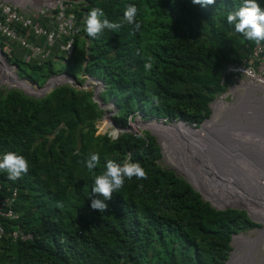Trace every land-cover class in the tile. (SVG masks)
<instances>
[{
    "label": "trees",
    "instance_id": "16d2710c",
    "mask_svg": "<svg viewBox=\"0 0 264 264\" xmlns=\"http://www.w3.org/2000/svg\"><path fill=\"white\" fill-rule=\"evenodd\" d=\"M257 2L264 8V0ZM242 3L216 0L201 6L192 0H81L72 8L80 30L74 35L70 59L53 51L46 59L23 62L15 45L4 54L15 65L18 78L38 86L61 72L77 83L83 75L101 79L99 97L103 103L113 102L116 112L111 119L118 127L127 126L136 113L144 119L182 120L197 127L208 117L214 96L232 83L230 74L221 76V69L248 58L255 44L226 19ZM130 4L138 9L139 30L124 20L123 12ZM94 7L103 9L104 18L120 23L121 28L89 37L84 21ZM4 45L0 37V49ZM147 57L153 65L148 72L143 68ZM55 58L62 59L61 68L54 67ZM4 73L12 71L6 68ZM91 96L90 90L68 83L40 97L16 87H0V152L23 155L29 165L16 181L9 180L4 170L0 178L16 187V224L32 235L16 241L1 237L0 264H223L230 238L258 224L243 210L214 209L181 176L161 167L157 163L160 147L148 131H119L114 137L101 129L106 134L96 135L94 122L101 110ZM243 100L248 108V98L240 95L229 104L214 103V113L202 128L214 136L229 132L237 148L221 145L233 153L241 147L242 122L235 115L241 113ZM256 103H261L258 98ZM219 105L225 106L221 117L216 110ZM257 107L256 122L249 125L260 127L264 105ZM249 143L257 152L254 162L247 161L261 165L264 173V147L254 140ZM165 148L172 160L166 143ZM90 153L100 157L95 175L105 170L106 159L121 163L130 156L141 163L148 178H126L119 193L105 201V212L93 210L94 174L84 163Z\"/></svg>",
    "mask_w": 264,
    "mask_h": 264
},
{
    "label": "built area",
    "instance_id": "2783aa9c",
    "mask_svg": "<svg viewBox=\"0 0 264 264\" xmlns=\"http://www.w3.org/2000/svg\"><path fill=\"white\" fill-rule=\"evenodd\" d=\"M80 1L48 0L44 8L39 6L31 11L17 0H0V37L5 41L0 50L6 53L15 45L21 51L23 62L46 59L53 51L62 59H70L74 52V35L80 30L72 8ZM226 74L231 75L232 87L246 83L264 88V42L255 43L248 58L226 63L221 69V76ZM5 153L0 152V156ZM16 196V187L0 178V238L27 240L32 237L31 233L24 232L16 224L19 219L15 208ZM12 222L15 225L8 227Z\"/></svg>",
    "mask_w": 264,
    "mask_h": 264
},
{
    "label": "bare ground",
    "instance_id": "6f19581e",
    "mask_svg": "<svg viewBox=\"0 0 264 264\" xmlns=\"http://www.w3.org/2000/svg\"><path fill=\"white\" fill-rule=\"evenodd\" d=\"M1 55H0V79L7 81L8 83H15L13 81V73L11 75L5 74L4 71L6 68L11 69L8 67L7 63L3 60H1ZM62 77L58 78H52V81H59L61 80ZM17 82V81H16ZM19 83V82H18ZM22 84L23 87L26 88L27 84L26 83H19ZM33 85H31L32 88ZM243 90L242 91H234L235 95H240L243 96V91H253L256 87H253L252 85H248L246 83L242 84ZM34 87V86H33ZM30 88V89H31ZM262 91V94L258 96L257 98L261 102L260 104L250 105L248 108L245 106V101L243 100L241 104V113L237 111L236 117L238 121L242 122L243 125L256 122L254 121L255 118L257 117V106H260L261 108L264 105V88H259ZM223 102L221 99H217L214 101V103L217 102ZM214 103L212 104V110L215 109ZM226 104V103H225ZM223 107H225L223 105ZM107 111H110L109 109H105ZM104 112V113H105ZM256 117H255V113ZM103 113V114H104ZM213 115V113H212ZM211 115V117H212ZM102 121L104 124H109L111 127L112 132H110L108 129H106L104 126L102 127L98 121V127L100 129H103L108 135L111 136H116L117 133L119 132L118 129L112 124L111 120H108L106 116L102 115ZM260 116L264 117L262 112H260ZM211 117L209 119H211ZM207 119V120H209ZM206 120V121H207ZM259 120V119H258ZM204 121L203 124L206 122ZM260 121V120H259ZM184 124V123H183ZM203 124L199 130H193L187 125H180L178 123H171V124H164L162 122L158 121H140L136 120L134 123V127L137 126L139 128L143 127L145 129L150 130L158 139L159 136L157 132L165 138L164 135L165 133L168 134L169 136H172L173 132H180L186 134L187 138L193 139L195 138L194 134L202 133L203 135L207 134L205 130H203ZM241 124V125H242ZM240 125V127H241ZM242 125V126H243ZM250 128V127H249ZM242 131V129H240ZM157 131V132H156ZM244 131L247 133L246 128ZM260 132L261 135H258L261 137L262 135L264 136V133L261 132V130H253L250 128L248 131L254 132ZM165 132V133H164ZM228 141H230L229 145H234L236 141H234L232 138L230 139V136L226 133ZM247 135V134H245ZM257 135H249V137L246 139V141L239 142L241 146L245 147H250L252 144L249 142H252V138ZM243 136V135H241ZM160 140V139H159ZM191 141V140H190ZM225 143V144H224ZM224 145H228V142L223 139ZM214 146V145H213ZM221 144L218 145V148L220 150H227L225 147L222 146ZM162 148V147H161ZM215 148V146H214ZM228 151V150H227ZM216 149L213 150V152L203 158L199 159L196 157L195 153L191 150H189V158L186 160V166L188 167L187 175H189L187 178L190 180V182L196 186L203 194V197L208 198L214 205L216 206H225V205H238V206H243L246 208L248 214L250 217H252L254 220H256L257 223L260 224L259 227H261V231H264V173L261 171L259 167L256 165L246 162L245 166H242L241 163L235 161L233 158L235 156H239L242 154V152L238 153H229L228 157L226 160L222 159L221 157L216 156ZM213 158V160H212ZM190 160V162H188ZM201 163L202 165H206L207 167L202 168V172H205L209 175V177H206L204 179H201L199 174L197 173V169L199 168L198 163ZM198 166V167H197ZM211 168V169H210ZM200 169V168H199ZM193 179L196 181L198 180H204L202 182V185H195L193 182ZM224 180L227 182V184L223 185L221 182L218 184L219 180ZM207 181L208 185H213V188L210 187H205L202 189V186L205 184ZM207 185V184H205ZM215 190V191H214ZM213 192H216L217 195H214ZM218 194L221 195V200L218 199L220 197ZM263 225V226H262ZM259 229V228H257ZM235 239V237H234ZM232 245L235 247L233 243V239L231 241ZM235 249L236 247L231 251L229 259L227 260L226 264H232L235 259H233V256L235 255ZM241 248H238V253H236L238 256H240ZM254 260H262V258H256L253 254ZM235 264V263H234Z\"/></svg>",
    "mask_w": 264,
    "mask_h": 264
},
{
    "label": "clouds",
    "instance_id": "9594fccd",
    "mask_svg": "<svg viewBox=\"0 0 264 264\" xmlns=\"http://www.w3.org/2000/svg\"><path fill=\"white\" fill-rule=\"evenodd\" d=\"M192 3L207 6L215 4L216 0H192ZM137 12V7L130 4L125 7L123 16L124 20L129 24H135L136 29L139 30L141 25L136 20ZM104 17L105 13L99 7L92 8L86 14L84 22L89 37H97L104 29L115 32L121 28L122 25L120 23L110 22ZM226 19L228 24L234 25L235 31L241 33L247 40L254 41L257 45L264 42V8L261 7L257 0H243V3L239 7L227 14ZM137 55H140L139 51H137ZM152 67L151 57H147L143 68L148 72L152 70ZM152 100L158 103L156 97H152ZM76 154L78 155L79 153ZM84 163L88 171L94 174L91 208L99 210L101 213L105 212L108 208L105 201L110 200L114 192L119 193V190L124 186L126 178L128 180H131L133 177L138 180H146L148 178L147 172L141 163L139 161L133 162L130 156L125 157L121 163L112 159H106L105 170L99 175H95L94 173V170L100 163L99 154L90 153ZM0 170L7 172L9 180L16 181L22 174L28 172L29 165L23 155L9 151L0 156ZM140 186L142 187V185Z\"/></svg>",
    "mask_w": 264,
    "mask_h": 264
},
{
    "label": "rangeland",
    "instance_id": "374dc122",
    "mask_svg": "<svg viewBox=\"0 0 264 264\" xmlns=\"http://www.w3.org/2000/svg\"><path fill=\"white\" fill-rule=\"evenodd\" d=\"M17 2L23 4L24 6L26 5L27 6V9L31 10V11H34L35 9H37V7H45L47 6V3H48V0H17ZM2 51V50H1ZM2 56H6L4 55L3 52H1ZM2 60V59H1ZM53 62H54V67L55 68H61V65L63 64V61L62 60H58V59H53ZM10 64V62H9ZM86 78V75H83L81 76V83L79 84H82L83 81L85 80ZM13 81L17 84H19L18 82H16V80H14V77H13ZM31 82V81H30ZM31 84L34 86V83L31 82ZM13 87L14 84L13 83H8L7 81H4V80H1L0 79V87H5V88H8V87ZM32 86V88H34ZM93 83L89 82L88 85L86 86V90H90L92 91L93 90ZM31 88V89H32ZM78 88V87H77ZM103 87L100 89L102 91ZM244 88L243 86H236V87H232V84H230L226 89L225 91L217 94L214 96L213 100L211 101V103L213 104L214 101H216L217 99H221L224 103L226 104H229V103H232L234 102L235 98H236V95L234 93V91H242ZM100 91V92H101ZM262 94V91L259 89V88H255L253 91H243V97L244 98H248V102H246V105L247 106H250V105H256V98L258 96H260ZM111 101V99L109 100ZM101 110V115L100 117L94 122V127H95V134L96 135H103V134H106L103 130H101L99 127H98V121L100 122L99 124L103 127H105L106 129H108L110 132H112L111 130V126L109 124H104L103 121H102V115L103 113L106 111L105 109H100ZM217 115L218 117H221V116H224L225 115V111H224V107L223 105H219L217 107ZM212 113H214V109H210V117L212 115ZM112 115L111 114L110 116L106 117L108 120H110L112 118ZM209 115H208V119L210 118ZM206 119V118H205ZM136 120H140V121H144V120H153V121H161V122H164V120H159V119H156V118H149V119H144L139 113H136L131 119L128 120V125H131L134 127V123ZM261 121V120H260ZM171 122H174V121H169V123ZM245 126H248L250 127L251 129L253 130H261V132L263 133L264 132V124L261 123L259 124L260 127H257V126H252V125H249V124H246ZM190 127L192 128H196L194 127L193 125H190ZM198 127V126H197ZM243 126L241 125L240 128H242ZM144 129H141L137 126L134 127L133 130H129L128 132H131V133H136V134H140L141 131H143ZM147 131V130H145ZM149 132V131H148ZM165 133V132H164ZM229 136H230V133L229 132H226ZM247 134V135H245ZM243 135V136H241ZM249 135L251 136L252 133L250 132H245L244 134H241L240 133V139H239V142H242V141H246V139L249 137ZM155 139H157V137L154 135ZM164 141L166 143V146L168 148V150L170 151V155H171V158L172 160L169 159L168 155H167V152H166V148H165V143L161 140H157L158 143H159V147H160V157L159 159L157 160V163L163 167V168H167V169H171V170H175L176 173L178 175H182L184 171L185 173H187L188 171V167L186 166V160L189 158V149L187 150L186 153H180L178 152V148L177 146L180 144H183L182 142V139L184 138H187L186 134L184 133H180V132H173L172 136H169L168 134L165 133L164 135ZM189 140V138H187ZM230 139H231V136H230ZM225 140L228 142V146H229V143L230 141H228L227 138H225ZM252 140L254 141H257L259 142L261 145H263L264 147V137H259V136H254L252 138ZM190 141V140H189ZM191 142V141H190ZM164 144V146H163ZM162 147V148H161ZM176 147V148H175ZM238 151L242 152V154H240V156H235L234 160L241 163L242 166H245V164H247V160H250L252 162H254L252 156L255 157L256 155V152L254 151L253 153L254 154H244V150H242L241 148H238L237 149ZM222 153H223V150H220V153H216V156L217 157H221L222 159L226 160V158L229 156L228 154L231 153V151H227L226 150V153H225V156L222 157ZM263 153H264V149H263ZM233 154V152H232ZM190 159V158H189ZM213 160V158H212ZM214 161V160H213ZM188 162H190V160H188ZM249 162V161H248ZM198 166L199 168L197 169V173L199 174V176L201 177V179H204L206 177H209V175L205 172H202V168L203 167H207V164L204 166L202 165L200 162L198 163ZM197 166V167H198ZM177 169H176V168ZM259 168L263 169L261 165H258ZM211 169V168H210ZM189 175H187L188 177ZM198 180L196 181L195 179H193V182L195 183V185H202V182L204 180ZM222 183L223 185L227 184L226 181L224 180H219L218 181V184L219 183ZM207 184V185H205ZM205 184L202 186V188L204 189L205 187H210V188H213V185H208L207 181L205 182ZM215 191V190H214ZM214 195H217L216 192H213ZM199 195L200 196H203L202 192L199 191ZM220 197H218L219 200H221V195L218 194ZM205 198V197H204ZM207 199L206 201L207 202H211L208 198H205ZM256 223V222H255ZM258 225L252 227V228H249L243 232H240L238 233L237 235H233L231 237V241L232 239L235 237L233 243L236 247V251H235V255L233 256V259H235V261L232 262V264H264V245L261 246V245H258V241L260 242V244H264V231H261V228H259L260 224L257 223ZM263 226V225H262ZM259 228V229H257ZM230 241V250L228 251V255L224 261L223 264H225L227 262V260L229 259V255L231 253V251L235 248L232 243ZM238 248H241V252H240V256H238L236 253H238ZM253 254L256 258H262V260H254L253 258Z\"/></svg>",
    "mask_w": 264,
    "mask_h": 264
},
{
    "label": "water",
    "instance_id": "95a60500",
    "mask_svg": "<svg viewBox=\"0 0 264 264\" xmlns=\"http://www.w3.org/2000/svg\"><path fill=\"white\" fill-rule=\"evenodd\" d=\"M1 52L2 51L0 50V55L2 54ZM1 57L7 63L8 67L11 68V71H12L13 76H14V80H16L19 83H26L27 84V86L25 88V87H23L22 84L13 83L14 84L13 87H16V88L22 90L27 95L40 97V96L44 95L45 93L49 92L54 86H56L58 84H62V83H68L69 85H71L73 87H79L81 89H85L86 86L88 85V83L92 82L94 84V87H93V90H92V96H91L92 101L95 102L100 109H109L110 110V111L105 112L103 115L108 117L111 114L116 112V108H115V106H114L112 101H107V102L103 103L101 101L100 97H99V91H100L101 87L103 86V82H102L101 79H96L94 77L87 76L86 79L83 81V83L79 84V83L75 82V79L72 76H70L68 73L61 72L59 74L51 75L40 86H38V85H36L34 83V88L30 89L31 85H32L31 82L29 80H26V79L18 78L17 75H16L15 65L9 64V61L7 60L6 56H2L1 55ZM58 77H62V79L59 80V81H52L51 80L52 78H58ZM8 88H10V86ZM209 108L212 109V103L211 102L209 103ZM209 117H210V114H209ZM207 119L208 118L204 119L198 125V127H196V128L190 127L189 124L185 123L182 120H177V121H174V122H171V123H184L185 125H187L188 127H190L193 130H199L201 128L203 122L206 121ZM110 120H111L112 124L118 129V131H129L130 129L131 130L134 129L133 126L128 125V124L125 127H118V126L115 125V123L113 122L112 119H110ZM146 121H153V120H144V122H146ZM158 122H161V121H158ZM162 123L171 124L169 122H162ZM245 128H246L247 132L250 130V128L248 126H244L243 125V127L240 128V129H242V131H240L241 134L245 133V131H244ZM141 129L149 131V133L154 136V134L150 130L145 129L143 127H141ZM233 131H235V128L233 129ZM251 133H252V135H257V134L261 135L259 131L256 132V134L254 132H251ZM194 136H195V138L190 139L191 142L187 138L182 139L183 144H180V146L178 145L177 148L179 150L178 152L183 153V154L186 153L187 150L189 149V150L193 151L195 153L196 157H198L199 159H203V158L209 156L213 152V150H215V149H216V151L218 153H220V149L218 148V145L222 144L223 143V139H225L227 137L225 130L222 132V134L215 135L216 138L214 136V133L211 132V131H208L207 134H205V135H203L202 133H200V135H198V133H195ZM114 137H112V138H114ZM155 140L157 141L158 138L155 139ZM157 143H158V141H157ZM158 145H159V143H158ZM213 145L215 146V148H214ZM221 148H222V146H221ZM229 148L233 149V148H237V147L230 144ZM240 148L242 150L246 149V150H244L245 151L244 154L247 153V154L250 155V153L254 154L253 153L254 151L257 152V148L256 147H247L246 146V148L245 147L242 148V146H241ZM225 153H226V150L223 149L222 157L225 156ZM173 171H174L175 174H177L175 170H173ZM182 172H183V174L179 175V176H181L186 182H188L191 185V187L194 190H196L199 193L200 190L190 182V180L187 178V174L184 171H182ZM200 197H201V199H203L205 201L207 200L203 196H200ZM208 203H209L210 206H212L214 209H217V210H222V209H226V208H233V209L243 210L245 212V214L247 215V217L251 221L256 222V220H254L252 217L249 216L246 208L243 207V206H238V205L216 206L212 202H208ZM235 235H237V234H235ZM230 241H231V238L229 240V244H230Z\"/></svg>",
    "mask_w": 264,
    "mask_h": 264
},
{
    "label": "flooded vegetation",
    "instance_id": "af4514ba",
    "mask_svg": "<svg viewBox=\"0 0 264 264\" xmlns=\"http://www.w3.org/2000/svg\"><path fill=\"white\" fill-rule=\"evenodd\" d=\"M258 245H261V246H263L264 244H260V242L258 241Z\"/></svg>",
    "mask_w": 264,
    "mask_h": 264
}]
</instances>
